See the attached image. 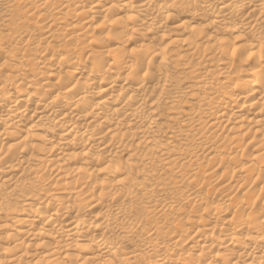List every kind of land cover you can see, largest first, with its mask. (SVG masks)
<instances>
[{
    "label": "bare ground",
    "instance_id": "1",
    "mask_svg": "<svg viewBox=\"0 0 264 264\" xmlns=\"http://www.w3.org/2000/svg\"><path fill=\"white\" fill-rule=\"evenodd\" d=\"M264 0H0V264H264Z\"/></svg>",
    "mask_w": 264,
    "mask_h": 264
},
{
    "label": "rangeland",
    "instance_id": "2",
    "mask_svg": "<svg viewBox=\"0 0 264 264\" xmlns=\"http://www.w3.org/2000/svg\"><path fill=\"white\" fill-rule=\"evenodd\" d=\"M263 157H264V155H263Z\"/></svg>",
    "mask_w": 264,
    "mask_h": 264
}]
</instances>
